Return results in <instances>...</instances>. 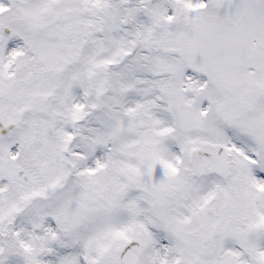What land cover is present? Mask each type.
<instances>
[{
    "label": "snow or ice",
    "instance_id": "1",
    "mask_svg": "<svg viewBox=\"0 0 264 264\" xmlns=\"http://www.w3.org/2000/svg\"><path fill=\"white\" fill-rule=\"evenodd\" d=\"M0 264H264V0H0Z\"/></svg>",
    "mask_w": 264,
    "mask_h": 264
}]
</instances>
